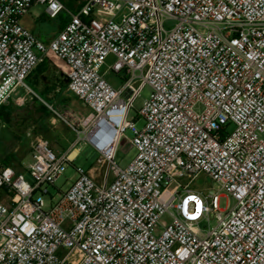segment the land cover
I'll return each instance as SVG.
<instances>
[{"label": "built area", "instance_id": "built-area-1", "mask_svg": "<svg viewBox=\"0 0 264 264\" xmlns=\"http://www.w3.org/2000/svg\"><path fill=\"white\" fill-rule=\"evenodd\" d=\"M35 5L69 16L48 43L22 24ZM51 56L90 112L76 123L40 98L77 134L72 147L37 138L32 182L0 160V264H264V0H0V107L33 91L27 77ZM147 86L138 129L128 116ZM127 130L136 155L122 168ZM83 143L109 164L106 180L76 167L48 205ZM201 175L218 188H193Z\"/></svg>", "mask_w": 264, "mask_h": 264}, {"label": "rangeland", "instance_id": "rangeland-1", "mask_svg": "<svg viewBox=\"0 0 264 264\" xmlns=\"http://www.w3.org/2000/svg\"><path fill=\"white\" fill-rule=\"evenodd\" d=\"M67 4L69 2L78 3L83 0H64ZM44 11V6H39ZM50 25L56 26L59 20H48ZM175 25L174 21H167L165 26L171 28ZM57 62H61L60 59H53ZM114 62V58L110 57L107 61L108 65ZM63 63V62H62ZM101 74L110 81L115 87L119 88L123 81L120 75H115L107 71V66L101 69ZM56 83V89L50 94V97L54 98L53 102L47 100L56 111L69 121L78 123L79 118H83L90 112L75 95L70 93L62 85H65L66 76L61 72V69L57 65L51 63L48 72L44 73L40 77V88H43L45 82ZM152 90L149 86L145 87L141 93V96L134 104V108L130 111L128 121L135 122L138 129L144 126V120L139 117L138 111L140 110L143 102L149 98ZM36 93V92H35ZM37 94V93H36ZM37 99L43 103L40 97L36 96L33 91L27 87H19L10 100L16 106L15 121L11 123L9 128H3V135L8 137L4 141V147H7L8 151H12L14 155L19 158L17 162V168L25 175L26 179L32 182L29 172L26 170L27 166L33 161V140L37 138H44L56 151H67L72 147V144L77 138V134L73 131L65 121L58 116V114L49 111V115H45L40 112L39 102L34 101ZM8 104V103H7ZM232 130V128H230ZM10 133L13 134L11 138ZM16 135V137H15ZM19 136V137H18ZM133 138L131 130H127L121 137L115 156V161L118 166L125 168L136 155L134 147L130 143V139ZM3 139V138H0ZM59 142V146L57 145ZM78 157L73 164L67 167L65 174L59 178L54 185H49L48 191L50 194H43V198L46 203L50 205L51 196L58 197L60 191H66L77 179L78 174L76 167H81L84 171L89 173L98 183H102L108 176L109 164L104 163L101 160L100 154H98L91 146L87 144H80L78 147ZM21 164V165H19ZM109 181H112V174L109 175ZM215 187L218 186L212 183L204 175L194 180L192 187ZM220 207L222 209H231L235 206L236 202L233 198L227 197L224 191L221 192ZM48 206L46 207V209ZM167 220V218H165ZM204 223L213 227L216 225V221L211 218L210 221H204Z\"/></svg>", "mask_w": 264, "mask_h": 264}, {"label": "crops", "instance_id": "crops-1", "mask_svg": "<svg viewBox=\"0 0 264 264\" xmlns=\"http://www.w3.org/2000/svg\"><path fill=\"white\" fill-rule=\"evenodd\" d=\"M69 8L73 9V10H76L80 7V4L81 2L85 1H80L78 2L77 4L76 3H72L69 2L68 4L62 0ZM41 5H35L32 10L30 11L29 14H27L23 19H22V24L29 30L31 31L38 39L48 43L50 42L52 39H54L62 30L63 28L65 27V25L68 23L69 21V16L67 15V13L63 12L60 14V16L56 19H50L45 10L43 11L41 9V7H39ZM59 20V23L58 25L56 26H52L50 25V22L48 20ZM54 56H51L50 58V62L48 63L49 65V69H50V64L53 63L55 65H57V67H59L61 69V72L63 74H65L66 76V72H67V68L66 66L64 65V63L61 62H57L55 60ZM48 69V71H49ZM15 114L13 115V120L15 121ZM13 121V122H14ZM11 125V123H6L3 118L0 117V138H3V139H0V160L1 161H4L6 160V158H8L9 156H14V158H16V164L17 162L19 161V158L13 154L12 151H8L7 150V147L5 148L3 145L5 144L4 141L6 140V138L8 137V135L4 134L3 135V128H9V126ZM12 126V125H11ZM13 134L10 133V137H13L12 136ZM16 137V135H15ZM19 137V136H18ZM35 140H33L34 142ZM56 146H59V142H57V145ZM78 150H76L74 152V156L76 154H78L77 152ZM21 165V164H19ZM22 166V165H21ZM19 170V169H18ZM21 172V170H19Z\"/></svg>", "mask_w": 264, "mask_h": 264}, {"label": "trees", "instance_id": "trees-1", "mask_svg": "<svg viewBox=\"0 0 264 264\" xmlns=\"http://www.w3.org/2000/svg\"><path fill=\"white\" fill-rule=\"evenodd\" d=\"M49 69V65L48 63L44 62L41 63L35 71H33L26 79V84L34 91L37 93V95L43 99L44 101L47 102V100H49L50 102H53L55 99L50 97V94L55 91V87H56V83L53 82H45L43 85V88H40V77L48 72ZM63 88H66V85H62ZM34 101H38L37 99H34ZM39 102V101H38ZM8 103V104H7ZM6 104H3L0 107V117L3 118V120L6 123H12L13 120V115L16 113V106L13 102H11V100L9 99V101ZM48 103V102H47ZM39 107H40V112L44 113L45 115H49V111H51L45 104L39 102ZM16 158H14V156H9L8 158H6V160L3 161V163L7 166H12L14 167L17 171L18 170V166L16 165Z\"/></svg>", "mask_w": 264, "mask_h": 264}]
</instances>
